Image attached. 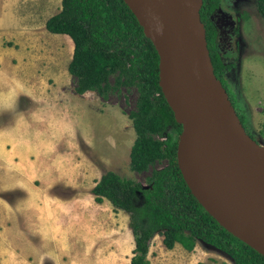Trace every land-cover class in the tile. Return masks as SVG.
Masks as SVG:
<instances>
[{
    "label": "rangeland",
    "instance_id": "obj_1",
    "mask_svg": "<svg viewBox=\"0 0 264 264\" xmlns=\"http://www.w3.org/2000/svg\"><path fill=\"white\" fill-rule=\"evenodd\" d=\"M61 9L62 0H0V90L14 89L28 78L31 82L26 84L40 94L33 101L21 97L20 105H35L36 110L47 105L54 142L47 160H40L49 170L47 179L40 177L36 185L39 199L44 193L50 199V209H62V234L67 237L65 244L72 248L67 251L70 256H30L27 261L131 264L135 239L129 215L115 211L107 200L97 203L92 190L107 171L149 188L153 170L165 167L167 162L158 161L145 172L132 169L131 150L137 134L130 114L137 109L136 88L121 87L106 98L97 91L77 94V80L69 72L74 42L67 35L49 32L45 26ZM214 20L222 33L221 51L234 63L227 72L226 89L236 109L245 116L248 131L264 146V18L256 0H225ZM19 75L20 82H16ZM114 80L112 77L113 84ZM84 244L83 255L79 245ZM48 250L54 253L53 248ZM149 261L234 264L229 256L200 241L194 252L181 244L168 249L161 234L151 242Z\"/></svg>",
    "mask_w": 264,
    "mask_h": 264
},
{
    "label": "trees",
    "instance_id": "obj_2",
    "mask_svg": "<svg viewBox=\"0 0 264 264\" xmlns=\"http://www.w3.org/2000/svg\"><path fill=\"white\" fill-rule=\"evenodd\" d=\"M222 1L203 0L200 17L215 75L226 88L227 72L234 63L222 55L218 44L220 30L214 17ZM257 7L264 18V0H257ZM45 26L49 32L67 35L74 42L69 72L77 80V94L97 91L106 98L121 87L137 89V109L130 114L137 134L131 150L132 169L145 172L158 161L167 162L165 167L153 170L149 188L107 171L92 190L97 203L107 200L115 211L129 215L135 239L131 264L150 263L151 242L156 234L163 236L168 249L181 244L194 252L201 241L229 256L234 264H264V256L223 227L187 184L177 155L183 126L176 121L160 87L159 53L126 2L62 0L61 11ZM236 111L255 140L245 116Z\"/></svg>",
    "mask_w": 264,
    "mask_h": 264
},
{
    "label": "water",
    "instance_id": "obj_3",
    "mask_svg": "<svg viewBox=\"0 0 264 264\" xmlns=\"http://www.w3.org/2000/svg\"><path fill=\"white\" fill-rule=\"evenodd\" d=\"M160 56V87L183 126L181 172L216 220L264 256V146L216 77L203 0H124Z\"/></svg>",
    "mask_w": 264,
    "mask_h": 264
},
{
    "label": "crops",
    "instance_id": "obj_4",
    "mask_svg": "<svg viewBox=\"0 0 264 264\" xmlns=\"http://www.w3.org/2000/svg\"><path fill=\"white\" fill-rule=\"evenodd\" d=\"M27 79L14 89L0 90V264H29L30 256H70L72 249L62 234V209H50L44 193L39 199L36 183L49 172L40 160L46 161L52 149L53 124L50 129L47 105L39 110L20 105L21 97L33 101L40 94ZM79 246L84 255L85 244Z\"/></svg>",
    "mask_w": 264,
    "mask_h": 264
},
{
    "label": "flooded vegetation",
    "instance_id": "obj_5",
    "mask_svg": "<svg viewBox=\"0 0 264 264\" xmlns=\"http://www.w3.org/2000/svg\"><path fill=\"white\" fill-rule=\"evenodd\" d=\"M225 0H223L222 1V3H221V8H222V6H223V2H224ZM256 3H257V0H256ZM258 8V7H257ZM259 11V10H258ZM216 25H217V27L219 28V30H220V27L218 26V24L216 23ZM222 37V33H221V30H220V36H219V40H218V44L220 43V38ZM236 43V46H237V41L235 42ZM219 48H220V50H221V47H220V44H219ZM221 53H222V55L227 59V60H229V58L227 57V56H225L224 54H223V52L221 51ZM230 61H231V59H230Z\"/></svg>",
    "mask_w": 264,
    "mask_h": 264
}]
</instances>
